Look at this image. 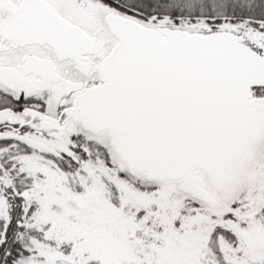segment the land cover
I'll use <instances>...</instances> for the list:
<instances>
[{"label": "snow or ice", "instance_id": "obj_1", "mask_svg": "<svg viewBox=\"0 0 264 264\" xmlns=\"http://www.w3.org/2000/svg\"><path fill=\"white\" fill-rule=\"evenodd\" d=\"M0 264H264V0H0Z\"/></svg>", "mask_w": 264, "mask_h": 264}]
</instances>
